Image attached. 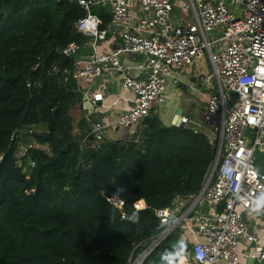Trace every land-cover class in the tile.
Listing matches in <instances>:
<instances>
[{"label":"trees","instance_id":"trees-1","mask_svg":"<svg viewBox=\"0 0 264 264\" xmlns=\"http://www.w3.org/2000/svg\"><path fill=\"white\" fill-rule=\"evenodd\" d=\"M92 12L102 26L110 21L108 7ZM85 15L78 0H0V264H126L162 230L155 209L199 193L215 164L217 144L206 132L166 127L156 115L132 139L82 147L72 110L84 89L63 48L89 39L77 30ZM24 127L48 151L29 149L17 164ZM116 196L124 219L106 199ZM140 200L146 207L136 210ZM180 233L144 264L188 250Z\"/></svg>","mask_w":264,"mask_h":264},{"label":"built area","instance_id":"built-area-1","mask_svg":"<svg viewBox=\"0 0 264 264\" xmlns=\"http://www.w3.org/2000/svg\"><path fill=\"white\" fill-rule=\"evenodd\" d=\"M179 1L184 2L186 14L190 15L183 24L171 17ZM78 2L86 15L78 20L77 30L90 38L92 51L83 54L81 43L71 41L63 53L75 59L73 77L88 85L82 103L87 101L95 107L103 100V94L92 90V86L105 72L118 74L121 87L134 95L130 108L113 123L93 121L91 130L81 140L82 147L98 149L110 141L108 127L138 124L142 129L144 120L166 101V83L174 73L185 72L205 57L211 67L197 82L208 92L204 129L195 126L192 130L206 132L217 144L219 159L213 176L209 182L206 179L199 193L155 209L162 230L145 243L139 255L134 256L132 251L126 264H144L178 227L190 231L191 237L186 241L191 246L187 252L193 264H238L241 240L253 244L252 260L264 258L256 228L242 215L243 210L256 213L264 223V209L256 210L257 199L264 196V169L255 165L256 150L264 149V0ZM109 4L111 18L102 26V19L92 8ZM109 35L119 36L121 44L115 50L99 52V40ZM131 54L141 57L136 64L139 76L131 75L130 67L120 60ZM85 118L89 119L88 114ZM187 122L188 117H181V124L185 126ZM34 130H29L30 134ZM33 148L38 147L30 143L27 151ZM28 165L33 167L35 163L30 160ZM106 199L121 211L124 219V200L117 196ZM141 202H135L136 210L146 207Z\"/></svg>","mask_w":264,"mask_h":264},{"label":"crops","instance_id":"crops-1","mask_svg":"<svg viewBox=\"0 0 264 264\" xmlns=\"http://www.w3.org/2000/svg\"><path fill=\"white\" fill-rule=\"evenodd\" d=\"M105 7H108L109 11H111L110 4ZM171 17L172 21H175L178 24H183L184 21H188L190 15L186 14L183 1H179L175 4ZM121 41L122 39L119 36L109 35L107 38L99 40L98 51L109 52L115 50L121 44ZM81 45L83 46V54L91 53L92 48L90 38ZM140 58L141 57L138 54H131L122 56L120 60L123 64L130 67L131 75L139 76L140 71L136 68V64ZM210 69L211 67L208 57H205L204 59L196 60L192 63L185 72L174 73L166 83V101L158 106L157 112L153 115L158 116L162 124L166 127L176 125L178 121H181V117L185 116L188 117V122L185 126L190 127L191 129L197 126L203 130V113L207 103L208 92L203 86H199L197 82L198 77L202 74L208 73ZM121 83L122 80L118 74L114 72H105L94 81L92 86V90L103 94V100L97 102L93 112L90 108H81L80 105L82 102L73 108V131L75 129L74 134L79 137L78 140L81 141L87 132L91 130L93 121L96 120L105 124L113 123L121 116L122 113L130 108L134 95L130 90L122 88ZM80 84L85 91L88 85L86 83ZM86 114H88L89 119L85 118ZM32 128L36 129L35 127ZM26 130L27 127L19 130L20 133L18 136L21 144L24 137L27 139L30 137V135L25 133ZM106 132L110 141L124 142L138 135L139 126L138 124H133L130 127H122L119 129L108 127ZM37 145L48 151L47 146L40 144ZM261 152L264 153V149ZM256 167H258L259 170H263L264 160L259 163L258 166L256 165ZM142 202L145 203L144 200H142ZM242 215L246 221H248L251 225H254L259 237V244L264 248V223L262 219L256 213H249L244 210L242 211ZM190 237L191 234L189 230H181L179 242L181 240L186 241ZM252 249L253 244L248 243L246 240L240 241L238 250L240 259L238 264H249L252 261L250 258ZM180 257L186 256L183 254L179 256V258ZM184 264H186V261Z\"/></svg>","mask_w":264,"mask_h":264},{"label":"rangeland","instance_id":"rangeland-1","mask_svg":"<svg viewBox=\"0 0 264 264\" xmlns=\"http://www.w3.org/2000/svg\"><path fill=\"white\" fill-rule=\"evenodd\" d=\"M35 131H40V127H36V129H35ZM74 133H75V129H74V131H73ZM77 137V139H79V137L78 136H76ZM29 139H27L26 137H24L23 139H22V144L19 142V148H18V151H17V153H16V158H17V164H20L19 162H20V160H21V158L26 154V151H27V149H28V144H30V143H32L33 145H35V146H37L38 148H42L41 146H39V145H37V144H39L37 141H36V139L34 138V137H31V135H30V137H28ZM22 146V147H21ZM264 160V153H262L261 151H259V150H256V152H255V165H259V163H261L262 161ZM258 168V167H257ZM190 243L189 242H187V241H185V240H182L180 243H179V246H180V248L181 249H183V248H185V247H188V245H189ZM190 245H189V248H188V250L190 249ZM188 250H186V251H183V254L187 257V259H186V264H193L192 263V260H191V258H190V255H189V253L187 252ZM178 262V261H177ZM177 262H176V264H177Z\"/></svg>","mask_w":264,"mask_h":264},{"label":"clouds","instance_id":"clouds-1","mask_svg":"<svg viewBox=\"0 0 264 264\" xmlns=\"http://www.w3.org/2000/svg\"><path fill=\"white\" fill-rule=\"evenodd\" d=\"M264 209V196H261L259 199L256 201V210L260 211ZM133 220L138 219V216L133 215L132 217ZM182 251L180 252H171L170 253V259L167 261V264H176L177 260L179 259V256L182 255Z\"/></svg>","mask_w":264,"mask_h":264},{"label":"water","instance_id":"water-1","mask_svg":"<svg viewBox=\"0 0 264 264\" xmlns=\"http://www.w3.org/2000/svg\"><path fill=\"white\" fill-rule=\"evenodd\" d=\"M80 106H81V108H83V107H85V108H86V107H87V108H90V109L92 110V112H93L94 107L91 106L90 103L87 102V101H85L84 103H82ZM176 126L184 127V125L181 124L179 121L176 123ZM218 159H219V156L217 155L215 165H214V167H213V169H212V171H211V174L209 175V177H208V179H207V182H209L210 179H211L212 176H213V173H214V171H215V167H216V163H217ZM249 264H264V258L257 259V260H252Z\"/></svg>","mask_w":264,"mask_h":264},{"label":"bare ground","instance_id":"bare-ground-1","mask_svg":"<svg viewBox=\"0 0 264 264\" xmlns=\"http://www.w3.org/2000/svg\"><path fill=\"white\" fill-rule=\"evenodd\" d=\"M142 203V202H141ZM143 204V203H142ZM186 257H180L179 260H178V264H184L185 261H186Z\"/></svg>","mask_w":264,"mask_h":264}]
</instances>
